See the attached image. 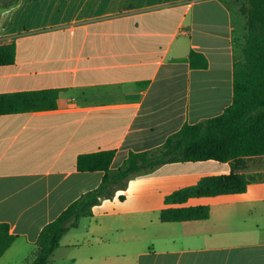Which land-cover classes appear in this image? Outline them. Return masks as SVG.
Masks as SVG:
<instances>
[{"label": "crops", "instance_id": "obj_1", "mask_svg": "<svg viewBox=\"0 0 264 264\" xmlns=\"http://www.w3.org/2000/svg\"><path fill=\"white\" fill-rule=\"evenodd\" d=\"M238 18L227 0L0 4V44L16 47L15 62L0 66V94L58 95L52 109L0 115V223L16 237L0 264H26L43 228L100 186L104 172L79 171L81 155L115 151L116 170L231 106L245 34ZM188 163L129 178L125 194L91 209L88 229L82 219L63 237L49 264H264V181L185 204L210 206L207 220L161 222L165 197L178 190L171 183L191 175L166 168Z\"/></svg>", "mask_w": 264, "mask_h": 264}, {"label": "trees", "instance_id": "obj_2", "mask_svg": "<svg viewBox=\"0 0 264 264\" xmlns=\"http://www.w3.org/2000/svg\"><path fill=\"white\" fill-rule=\"evenodd\" d=\"M17 2L0 0L5 9ZM241 12L246 18V32L242 57L235 59L233 65L231 106L216 117L185 124L156 149L130 153L116 170L111 169L115 151L81 155L77 161L79 171L104 172L100 186L84 194L43 228L26 264H49L63 237L78 228L93 207L114 197L132 176L148 175L163 165L207 161L232 164L229 174L204 176L196 184L167 195L166 207L160 212L163 223L207 220L210 206L185 204L194 198L243 194L252 182L264 181V174L248 176L238 172L245 159L264 156V0H245ZM195 55L192 52L191 59ZM15 58L14 44H0V66L13 64ZM206 64L203 60L202 67ZM57 98L56 91L0 94V115L52 109ZM15 239L9 226L0 223V258Z\"/></svg>", "mask_w": 264, "mask_h": 264}, {"label": "rangeland", "instance_id": "obj_3", "mask_svg": "<svg viewBox=\"0 0 264 264\" xmlns=\"http://www.w3.org/2000/svg\"><path fill=\"white\" fill-rule=\"evenodd\" d=\"M229 7L234 9L237 14H238V21H237V26L239 29V32L242 31L244 34L246 32V18L245 16L240 13L242 10V7L244 6L245 0H227ZM182 165H193V166H188V170H185L184 167L180 166H173L170 165L166 169H169L170 172L172 173H177V172H186L190 171L191 175H188L183 178H179L171 183V188H184L187 186H191L192 183L197 182L199 178H202L203 176H209V175H219V174H225V172L228 171L229 167L223 163H219L216 161H209V162H196V163H188V164H182ZM177 167L182 168L180 171ZM232 167V164H231ZM258 169V170H264V157H258L253 160H244L243 165L241 166L238 171H249L251 169ZM208 174V175H206ZM255 175V174H254ZM147 179V178H144ZM148 181V180H147ZM148 182H140V185H145ZM118 192L120 191L121 194H125L124 189L117 190ZM197 201H203L204 203H212L214 204V200L212 198H202V199H196L194 202L196 203ZM94 222V221H93ZM233 223V222H231ZM92 224V219L90 217H84L82 220V229L86 230L89 228V226ZM141 232V231H139ZM143 234V233H140Z\"/></svg>", "mask_w": 264, "mask_h": 264}]
</instances>
